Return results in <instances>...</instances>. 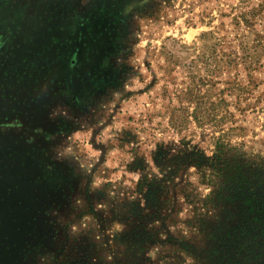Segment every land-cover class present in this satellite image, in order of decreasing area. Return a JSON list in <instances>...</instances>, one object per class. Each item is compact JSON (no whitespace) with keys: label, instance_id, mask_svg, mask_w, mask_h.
I'll return each mask as SVG.
<instances>
[{"label":"rangeland","instance_id":"374dc122","mask_svg":"<svg viewBox=\"0 0 264 264\" xmlns=\"http://www.w3.org/2000/svg\"><path fill=\"white\" fill-rule=\"evenodd\" d=\"M240 173L264 188V0H0V264H264Z\"/></svg>","mask_w":264,"mask_h":264},{"label":"trees","instance_id":"16d2710c","mask_svg":"<svg viewBox=\"0 0 264 264\" xmlns=\"http://www.w3.org/2000/svg\"><path fill=\"white\" fill-rule=\"evenodd\" d=\"M192 153L195 157L192 160V163L196 164L198 168L204 170L207 164L205 155L199 151ZM185 157L190 159L192 156L190 154V156ZM260 183L261 181H259V184ZM163 187L164 186L161 183L155 182L154 180H148L145 177L141 179L138 187L139 192L143 194L146 206L151 208L156 214L158 213V215H160L161 212L160 199ZM245 188H247V190H245ZM257 189L264 192L263 186L261 187L253 184L252 180L244 176L242 173L238 174L235 197L238 199L241 198V208H243L242 211L247 210L244 216L246 217L250 212L248 214L249 221L251 220L253 223L261 224L259 229L260 232L264 233V198L262 199V196L260 192H257ZM250 230H243L242 232L247 233L250 232ZM243 239H246V236H244Z\"/></svg>","mask_w":264,"mask_h":264}]
</instances>
